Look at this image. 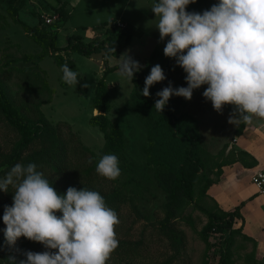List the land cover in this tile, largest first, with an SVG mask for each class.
<instances>
[{"label": "rangeland", "instance_id": "obj_1", "mask_svg": "<svg viewBox=\"0 0 264 264\" xmlns=\"http://www.w3.org/2000/svg\"><path fill=\"white\" fill-rule=\"evenodd\" d=\"M197 1L207 9L218 2ZM152 4V0H17L14 4L17 17H14L8 11L6 0H0V81L4 91L18 107L37 105L50 124L58 128L69 156L65 172L73 179L83 180L85 168L90 164L89 156L81 152L82 146L94 154L105 155L104 135L90 122L100 114L92 108L91 100L104 70L117 66L122 55L128 53L145 65L138 72L144 81L152 66L161 65L166 79L155 84L160 90L169 82L174 88L187 87L186 73L174 59L163 54L169 38L158 42L157 21L150 10ZM46 18H51L52 22L47 23ZM17 20L46 35L56 48L65 46L72 35H78L85 42L104 40L108 46L111 26L117 21L127 24L129 33L116 34V44L109 48L113 49L111 53L109 49L102 50L86 58L73 52L55 51L46 40L35 38ZM59 56L75 64L80 77L77 86L63 82L62 65L57 61ZM8 70L11 71L10 79L4 80L2 73ZM117 73L115 70L106 76L110 111L105 115L123 133L124 146L118 157L121 175L115 181L97 172L92 175L97 189L104 193L118 190L123 196L117 212L120 222L115 226L119 243L106 264H218L227 235L211 234L208 245L200 235L208 221L207 212L216 209L208 197V190L206 196L199 195L203 183L196 187L194 200L185 201L174 218L166 226L163 224L166 196L156 185L154 170L165 173L168 168L192 159L191 141L176 129L161 150L156 147L151 118L136 111L133 84ZM84 83L89 87H81ZM206 87L194 90L190 101L171 97L166 109L174 118L194 125L196 152L208 166L206 176L216 181L219 165L223 168L240 163L246 167L251 164V159L249 161V155L241 153L234 145L239 123L228 122L233 106L225 105L223 113H218L211 101L202 95ZM245 126L250 129L249 133L255 128L264 144V132L260 130L264 120L254 117L253 122ZM243 138L240 144H251V136L250 139L248 136ZM19 140L18 133L0 116V171ZM37 147L38 144H33L23 155ZM152 160H158V165ZM251 175L247 171L238 174L234 189L253 195L254 199L248 202L244 211L246 220L251 222L253 218L258 225L264 226V216L258 214L264 213V199L250 182ZM251 207L255 213H251ZM237 224L238 221L234 223V229L238 228ZM263 233L264 228L257 227L251 233V239H244L242 232L235 235L230 249L231 263L264 264ZM0 243L14 248L6 241L3 231H0Z\"/></svg>", "mask_w": 264, "mask_h": 264}, {"label": "clouds", "instance_id": "obj_2", "mask_svg": "<svg viewBox=\"0 0 264 264\" xmlns=\"http://www.w3.org/2000/svg\"><path fill=\"white\" fill-rule=\"evenodd\" d=\"M193 3L154 0L151 6L158 42L169 38L163 54L183 69L187 84L174 88L169 82L156 93L154 109L162 113L173 96L190 101L194 90L207 85L202 95L214 110L222 114L225 105L233 106L230 124L248 125L254 117L264 120V0H218L202 13L187 10ZM143 67L125 53L119 58L117 74L132 83ZM61 71L64 83L77 86V71L67 63ZM165 79L161 65L152 66L141 94L149 97L150 88ZM96 172L115 181L121 175L118 157L103 155ZM10 186L12 204L4 207L2 217L6 241L15 245L24 237L46 249L26 252L20 264H106L118 247V215L99 192L69 187L60 193L35 163H17L0 177V191L7 193Z\"/></svg>", "mask_w": 264, "mask_h": 264}, {"label": "trees", "instance_id": "obj_3", "mask_svg": "<svg viewBox=\"0 0 264 264\" xmlns=\"http://www.w3.org/2000/svg\"><path fill=\"white\" fill-rule=\"evenodd\" d=\"M16 1L17 0H6L8 11L14 17H17V11L14 6ZM152 1L154 2V0ZM206 9V6L199 4L197 0L187 8L189 12L201 13ZM17 21L21 25H24L19 20ZM24 27L31 32L35 38L46 40L48 46L55 51L73 52L86 58H90L92 55L98 54L102 50H108L109 48L114 47L116 44V34L129 33L127 24L124 30L115 28L113 24L108 35V46H106L104 40L85 42L81 40L78 35H72L67 39L65 46L56 48L52 45L51 40L46 35L28 28L25 25ZM57 61L58 65H64L67 63L71 69L77 71V68L72 61H64L60 56L57 58ZM115 70H118V65L106 68L103 76L96 83L91 106L100 114L93 117L90 122L91 124L96 125L104 135L105 145L103 153L115 154L119 157L124 146L123 133L117 125L110 123L105 115L110 111L106 76ZM10 76V70L2 73L4 80H9ZM132 84L134 87L136 111L140 115L150 117L152 120L153 125L151 132L157 141L156 147L161 150L166 144V139L171 136L176 129L177 133L183 135L185 139H189L192 144V159H188L180 166L168 168L165 173H161L158 169L154 170L153 177L156 185L166 196L165 218L163 220V224L166 226L167 223L170 222V219L174 218L176 212L181 209L185 201L188 200L191 202L194 200L196 187L201 183H203L204 186L199 189V195L201 197L206 196V191L221 176L222 165L218 166L216 181L211 180L206 176L205 172L208 166L196 152L197 142L195 140L196 131L194 125L174 118L173 114L168 111L166 107L162 113L157 112L154 109V104L157 99L156 93L160 91V89L154 85L149 90L150 96L144 97L141 94L144 87V78L142 74L136 73ZM0 116L2 120L20 136V140L16 144L13 154L5 161V166L0 171V177L5 176L17 163H22L24 165L35 163L37 165V170L44 174L45 178L53 184V187L58 192L64 193L69 187H75L78 190L84 187L89 190L97 191L104 197L106 205L115 210L116 213L118 212V204L123 201L121 192L116 190L111 193H104L102 190L96 188L93 181L95 176L92 175L96 172V164L102 156L94 154L88 148L82 146L81 152L88 155L89 160L92 161L88 165L89 167L85 168L86 176L83 180L73 179L71 176H67L65 171L69 164V156L65 144L59 136L58 128L50 124L37 105L34 104L31 107H18L15 105L7 97L1 81ZM245 127V124L239 123L238 128L235 131V136H240ZM33 144H38L39 147L30 151L29 154L23 155V153L28 151ZM152 162L158 165V160H152ZM12 191H14V189L11 186L7 193L0 191V231L3 232L6 228L2 220L4 207L11 206ZM240 208L241 205L231 212H224L216 207L214 212H207L208 221L200 233L205 244H209V236L211 234L215 233L221 236L227 235L225 237V249L218 264H232L230 249L233 246L234 236L241 234L242 231L241 228H233L234 223L241 219ZM57 215L59 216L61 213H57ZM171 235H173L172 232ZM173 237L175 239V236ZM243 238L246 240L250 239L245 235ZM45 250L46 249L42 244L30 241L24 237L17 240L14 248H10L7 245L0 243V264H20L22 260L26 259V252L31 251L39 253Z\"/></svg>", "mask_w": 264, "mask_h": 264}, {"label": "crops", "instance_id": "obj_4", "mask_svg": "<svg viewBox=\"0 0 264 264\" xmlns=\"http://www.w3.org/2000/svg\"><path fill=\"white\" fill-rule=\"evenodd\" d=\"M264 132V126L260 129ZM248 131V132H247ZM245 129L243 130L240 136L235 138V146L241 153L249 155V161L251 159V164H248L246 167L242 166L240 163H234L231 166L223 167L222 174L218 180L208 189L207 194L210 201L215 207L224 212H231L236 207L241 205L240 215L241 219L238 220V228H241L243 235L251 239V233L256 231L257 227H263V225H258L253 218L251 222L246 220L245 208L248 202L254 199L253 195L242 194L241 191H235V179H238L237 175L242 172H251L253 175L255 172L264 169V144L260 140V134L254 129ZM243 136H251V144H240V141L244 140ZM239 142V145H238ZM248 158V157H247ZM251 175V176H252ZM251 178V177H250ZM251 182V181H250ZM255 213V209L251 207V213ZM260 217L264 216V213L258 212ZM251 216H253L251 214ZM264 234V233H263Z\"/></svg>", "mask_w": 264, "mask_h": 264}, {"label": "built area", "instance_id": "obj_5", "mask_svg": "<svg viewBox=\"0 0 264 264\" xmlns=\"http://www.w3.org/2000/svg\"><path fill=\"white\" fill-rule=\"evenodd\" d=\"M47 23H51L52 19L51 18H46ZM115 28L119 30H124L126 28V24L121 21H117L114 23ZM251 183L256 187L257 189V194L262 196L264 199V169L259 170L255 172L251 178H250Z\"/></svg>", "mask_w": 264, "mask_h": 264}]
</instances>
